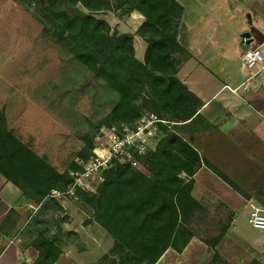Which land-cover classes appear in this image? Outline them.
I'll list each match as a JSON object with an SVG mask.
<instances>
[{
  "label": "trees",
  "instance_id": "obj_1",
  "mask_svg": "<svg viewBox=\"0 0 264 264\" xmlns=\"http://www.w3.org/2000/svg\"><path fill=\"white\" fill-rule=\"evenodd\" d=\"M11 1L35 8L44 32L118 96L105 127L133 129L145 112L169 123L160 127L155 146L137 158L146 173L115 163L95 193L79 191L77 198L93 209V222L112 239L111 255L119 257V264H157L170 249L182 253L196 237L190 228L195 222L192 218L206 211L191 195L193 177L203 159L178 129L183 132L198 120L206 121L199 114L202 102L177 78L181 62L176 63L174 56L184 55L178 42L181 5L176 0ZM111 3L125 15L138 12L144 17L137 31L147 45L144 62L135 57L132 35L112 33L110 25L97 18L113 10ZM93 139L79 153L82 161L93 156ZM204 163L232 187L224 175ZM70 170L82 171L74 163ZM0 175L37 207L45 200L55 201L49 198L51 192L61 191L69 183L67 172H59L15 134L3 110ZM228 229L214 240L199 238L213 252L212 259H217L215 248ZM32 246L38 253L34 264H55L62 255V249L44 234L37 235Z\"/></svg>",
  "mask_w": 264,
  "mask_h": 264
},
{
  "label": "rangeland",
  "instance_id": "obj_2",
  "mask_svg": "<svg viewBox=\"0 0 264 264\" xmlns=\"http://www.w3.org/2000/svg\"><path fill=\"white\" fill-rule=\"evenodd\" d=\"M111 4L113 10L100 13L97 18L105 20V16L117 14L124 19V10L117 11L116 3ZM79 8L87 13L82 6ZM115 30L111 27L112 33ZM182 58L181 53L174 56L176 63ZM118 99L102 80L96 79L63 45L44 32L35 8L0 0V111H5L9 127L39 156L59 172L69 174L73 171L70 166L81 161L79 153L88 141L98 129L107 126ZM181 130L178 129L179 135L195 148L196 139L205 137L210 153L204 150L202 156H210L211 166L225 174L241 196L264 210L261 139L244 137L236 145L233 140H222L214 126L203 120ZM141 171L146 173L143 168ZM59 200H45L43 206L37 207L21 197L13 208H7L3 217L0 212V254L12 243L37 252L32 243L37 235L44 234L62 249V254L66 250L81 256L68 257L61 264H119V257L111 255L112 247L105 248V237L99 239L101 244L97 243L100 233L96 229L103 231L93 222L94 211L89 204L82 199H70L74 206L68 212ZM201 204L206 214L193 217L195 222L190 228L206 242L231 226L233 213L209 196ZM90 226L96 229L88 230ZM233 232L245 238L262 236L244 218ZM254 254L258 256L257 251ZM259 257L245 264H264V253ZM216 258L205 264H231L218 251Z\"/></svg>",
  "mask_w": 264,
  "mask_h": 264
},
{
  "label": "crops",
  "instance_id": "obj_3",
  "mask_svg": "<svg viewBox=\"0 0 264 264\" xmlns=\"http://www.w3.org/2000/svg\"><path fill=\"white\" fill-rule=\"evenodd\" d=\"M176 1L183 8L178 20V42L184 49V55L177 72L178 80L202 102L199 114L214 126L222 140H233L237 145L240 138L254 136L262 140L264 147V76L250 78L242 66L247 49L242 43L243 34L251 29L257 31L259 41L251 46H260L264 52V0ZM105 20L120 34L133 36L135 57L144 62L147 45L137 35L144 17L133 12L122 20L117 14L105 16ZM204 139H196L198 148L192 145L203 163L193 177L191 195L200 203L209 196L233 213L231 226L216 250L231 264L248 263L264 253V232L259 231L262 236L254 238L233 232L240 220L244 218L248 222L253 204L204 163L212 165L210 156H202L204 150L210 153ZM21 197L20 190L0 175L2 217L7 208H13ZM69 200H59V204L71 212L74 205ZM90 229L96 228L90 226ZM96 230L100 233L98 240L105 237V248L112 247V239ZM101 240L97 243L101 244ZM212 256L213 252L198 237H193L182 253L170 249L157 264H205ZM36 257L37 252L30 247L21 248L12 243L0 254V264H32ZM68 257L81 258L77 253L63 250L55 264L66 262Z\"/></svg>",
  "mask_w": 264,
  "mask_h": 264
},
{
  "label": "built area",
  "instance_id": "obj_4",
  "mask_svg": "<svg viewBox=\"0 0 264 264\" xmlns=\"http://www.w3.org/2000/svg\"><path fill=\"white\" fill-rule=\"evenodd\" d=\"M242 43L247 47L242 58L243 69L250 78L264 76V52L261 47L248 45L247 38H242ZM167 124L169 123L156 114L145 112L133 129L125 126L101 127L94 134L93 156L87 161L78 162L82 171H71L65 189L53 190L49 198L78 199L79 191L95 193L105 182V172L115 163L128 164L141 170L142 166L137 158L143 157L155 146L160 127ZM251 209L249 224L264 232V210L255 205Z\"/></svg>",
  "mask_w": 264,
  "mask_h": 264
},
{
  "label": "water",
  "instance_id": "obj_5",
  "mask_svg": "<svg viewBox=\"0 0 264 264\" xmlns=\"http://www.w3.org/2000/svg\"><path fill=\"white\" fill-rule=\"evenodd\" d=\"M243 38L248 39V45L259 41L257 31L251 29L249 32L243 34Z\"/></svg>",
  "mask_w": 264,
  "mask_h": 264
}]
</instances>
